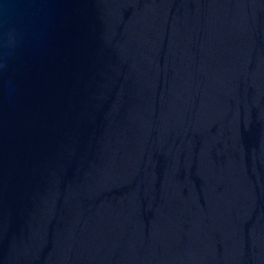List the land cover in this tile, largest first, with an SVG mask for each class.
<instances>
[{"label": "water", "instance_id": "water-1", "mask_svg": "<svg viewBox=\"0 0 264 264\" xmlns=\"http://www.w3.org/2000/svg\"><path fill=\"white\" fill-rule=\"evenodd\" d=\"M0 264H264V0H0Z\"/></svg>", "mask_w": 264, "mask_h": 264}]
</instances>
